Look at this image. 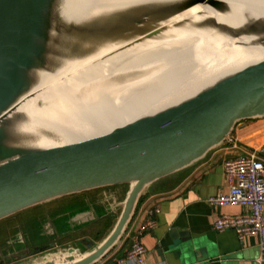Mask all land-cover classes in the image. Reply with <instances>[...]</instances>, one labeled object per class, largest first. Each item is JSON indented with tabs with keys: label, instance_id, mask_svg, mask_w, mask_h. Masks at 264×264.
Returning a JSON list of instances; mask_svg holds the SVG:
<instances>
[{
	"label": "water",
	"instance_id": "1",
	"mask_svg": "<svg viewBox=\"0 0 264 264\" xmlns=\"http://www.w3.org/2000/svg\"><path fill=\"white\" fill-rule=\"evenodd\" d=\"M199 3L221 12L227 8L221 0L142 3L76 21L64 17L66 0H0V220L70 194L129 187L117 220L98 245L84 253L70 247L25 264L97 263L121 240L148 185L224 143L238 121L264 116L263 58L109 130L37 144L53 129L43 122L37 126L34 115L24 116L19 109L40 92L44 73L116 43V49L97 54L104 59L158 34L162 22ZM203 23L228 38L248 37L250 45L264 46V18L238 27Z\"/></svg>",
	"mask_w": 264,
	"mask_h": 264
},
{
	"label": "bare ground",
	"instance_id": "2",
	"mask_svg": "<svg viewBox=\"0 0 264 264\" xmlns=\"http://www.w3.org/2000/svg\"><path fill=\"white\" fill-rule=\"evenodd\" d=\"M175 1L180 0H66L63 13L65 19L85 21L100 12ZM221 1L227 6L223 12L207 4L193 5L162 22L158 34L104 59L97 54L115 48L116 43L99 46L91 56L65 61L54 73H44L40 92L19 109L24 116L34 115L37 126L43 122L53 129L52 136L38 139L37 144L109 130L263 59L264 46L250 45L248 37L228 38L203 21L238 27L245 20L264 18V0ZM239 40L245 44H237Z\"/></svg>",
	"mask_w": 264,
	"mask_h": 264
},
{
	"label": "crops",
	"instance_id": "3",
	"mask_svg": "<svg viewBox=\"0 0 264 264\" xmlns=\"http://www.w3.org/2000/svg\"><path fill=\"white\" fill-rule=\"evenodd\" d=\"M234 129L237 147L222 143L184 169L148 185L118 246L95 264H117V259L127 250L139 226L147 220L148 210L153 207L160 210L154 215L155 225L140 237L146 250L144 264H264L257 262V237L248 236L241 242L234 230L217 231L213 228L215 217L245 214L248 208L241 205L211 206L207 202L210 195L228 191L225 160L241 152L256 151L264 161V125L255 128L242 120ZM122 186L119 188L125 197L129 187ZM116 187L100 189L109 191ZM94 214L98 215L97 211ZM82 216L69 218L70 229L94 219L91 212L84 218Z\"/></svg>",
	"mask_w": 264,
	"mask_h": 264
},
{
	"label": "rangeland",
	"instance_id": "4",
	"mask_svg": "<svg viewBox=\"0 0 264 264\" xmlns=\"http://www.w3.org/2000/svg\"><path fill=\"white\" fill-rule=\"evenodd\" d=\"M245 122L256 128L264 125V116L247 119ZM232 132L236 136L234 128ZM123 185L122 187H125L126 184ZM115 186L117 187L109 191L99 188L63 196L26 208L0 220V264L32 263L36 258L47 259L70 247L84 253L98 245L108 234L122 209L124 193L120 190V185ZM84 201L90 208L93 206L94 209L92 208L90 212L94 219L76 224L72 229L67 223L65 227L70 230L65 234L57 235L53 230L52 220L60 231L63 230L66 218L77 211V205H81ZM95 211L98 213L96 216ZM86 214L88 213L79 215H83L84 218ZM42 227L48 232L46 239L35 235ZM118 244L119 242L109 253Z\"/></svg>",
	"mask_w": 264,
	"mask_h": 264
},
{
	"label": "built area",
	"instance_id": "5",
	"mask_svg": "<svg viewBox=\"0 0 264 264\" xmlns=\"http://www.w3.org/2000/svg\"><path fill=\"white\" fill-rule=\"evenodd\" d=\"M224 143L237 147V138L233 132ZM224 175L228 191L210 195L207 198L208 204L241 205L247 207L248 211L241 215L217 216L213 219V228L217 231L234 230L241 242L248 236L257 237L259 246L257 262L262 263L264 262V161L256 151L241 152L224 161ZM159 211L158 207L148 210L147 220L139 226L129 247L117 259V264H144L146 250L140 237L155 225L154 215Z\"/></svg>",
	"mask_w": 264,
	"mask_h": 264
},
{
	"label": "flooded vegetation",
	"instance_id": "6",
	"mask_svg": "<svg viewBox=\"0 0 264 264\" xmlns=\"http://www.w3.org/2000/svg\"><path fill=\"white\" fill-rule=\"evenodd\" d=\"M82 204L81 205H77L78 207H77V211H75L73 214H70L66 219V221L64 222V224H63V230H59V228H58V226L54 223V221L52 220V226H53V230H54V232L57 234V235H59V234H65V233H67L70 229H66V228H64L65 226H66V224L67 223H69L70 225H71V227H72V224H71V222L70 221H68L69 220V218L71 217V216H76V215H78L79 216V214H81V213H88V214H86V215H89V212L91 211V209L93 208V206L90 208V206L87 204V202H81ZM94 209V208H93ZM41 225H43V224H41ZM35 235H37L39 238H41V239H46V237L48 236V232L46 231V230H44L43 229V227L41 228V230H39V232H37V234H35ZM26 239H29V238H26Z\"/></svg>",
	"mask_w": 264,
	"mask_h": 264
},
{
	"label": "trees",
	"instance_id": "7",
	"mask_svg": "<svg viewBox=\"0 0 264 264\" xmlns=\"http://www.w3.org/2000/svg\"><path fill=\"white\" fill-rule=\"evenodd\" d=\"M139 199H140V197H139ZM139 199H138V202H139ZM138 202H137V203H138Z\"/></svg>",
	"mask_w": 264,
	"mask_h": 264
}]
</instances>
